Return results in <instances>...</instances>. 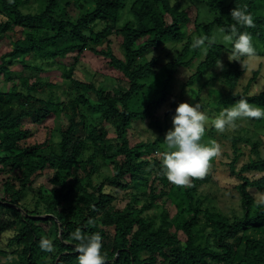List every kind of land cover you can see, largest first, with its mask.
Returning a JSON list of instances; mask_svg holds the SVG:
<instances>
[{
	"label": "trees",
	"instance_id": "1",
	"mask_svg": "<svg viewBox=\"0 0 264 264\" xmlns=\"http://www.w3.org/2000/svg\"><path fill=\"white\" fill-rule=\"evenodd\" d=\"M30 1L0 0V39L22 33L10 35L12 47L1 55L0 73L11 71L16 56L24 69L42 70L43 63L30 62L29 55L43 62L74 52V66L66 76L75 93L64 100L38 96L35 92L45 82L31 81L33 75L25 74L9 77V89L0 90V256L6 258L1 264H78L76 242H64L77 228L100 233L109 264H264V206L255 202L256 194L264 193L261 139L228 138L233 150L226 165L239 196L231 213L206 202L212 198L202 186L214 183L213 165L203 178L193 179L191 187H181L166 179L156 154L170 129L167 115L177 103L173 101L163 117L157 112L167 102L181 66L199 60L182 91L209 68L212 76L203 86L220 76L225 87L218 102L224 108L241 96L264 108V85L249 93L261 67L252 70L238 91L247 67L228 61L223 71L213 72L218 59L230 54V43L216 41L207 55L191 47L194 37H214L215 27L227 29L235 23L230 13L236 7L252 14L255 27L240 30L251 33L261 55L264 0H38L40 10L24 12ZM201 6L213 14L210 20H200ZM192 23L194 31L188 34ZM113 35L121 40L122 57L108 38ZM105 41L106 46L98 48ZM179 42L178 55L162 61L165 52L157 50ZM88 49L108 58L126 87L76 78L75 64ZM150 93L145 108L134 106V97ZM84 107L100 110L101 122L90 121ZM63 113L69 117L66 123L45 125L44 140L29 142L35 130L24 126L25 119L41 126ZM146 119L159 133L153 140L135 138L136 123ZM102 123L112 126L114 137ZM249 143L248 158L239 166ZM105 164L111 169L103 174ZM89 219L95 224H88ZM42 237L53 241L54 252L40 249Z\"/></svg>",
	"mask_w": 264,
	"mask_h": 264
},
{
	"label": "rangeland",
	"instance_id": "2",
	"mask_svg": "<svg viewBox=\"0 0 264 264\" xmlns=\"http://www.w3.org/2000/svg\"><path fill=\"white\" fill-rule=\"evenodd\" d=\"M41 5L38 0H31L26 6L23 7L24 12H36L40 10ZM201 13H200V20L201 21H207L210 20L211 17H213V14L207 10L205 7H200ZM195 11H191V15L194 16ZM129 16V14L127 15ZM126 18L124 17V20ZM195 25L192 23V25L188 28V34L194 31ZM219 27H215L214 29V37L216 38V41L223 42L226 45L229 44V42H226L223 40L224 33H221L219 31ZM15 35L17 37L21 36L22 33L20 30L18 32H13L9 34H5L0 39V60L1 55L5 52H8L12 47V36ZM109 40L111 41V44L113 46L114 52L119 55L123 56L124 52L121 47L120 39L116 37L115 35L109 36ZM183 42H179L177 45L173 46L172 48H164L162 50H157V53L160 54L161 51H164V56L162 55V61L165 62L176 57L181 50ZM107 44V41L104 43L97 44L98 48L105 47ZM262 47V46H261ZM75 55L76 53H69L67 55H62L58 57L56 60L51 59L50 61L44 60L43 62L34 59L33 56L29 55V61L41 64L43 63V69L42 70H35V69H24L23 65L18 61L20 59V56H16L14 64L11 66V71L8 74L0 73V90H8L11 86V81L9 77H19L23 74L25 75H33L30 80L34 81L38 78H41L45 83L42 86L38 87L37 92H35L38 96L48 97L52 95L54 99H60L64 100L70 93H75V86L71 79L66 76V70L70 66H74L75 62ZM189 58V56H187ZM224 64L229 61L228 60V53H224L222 60ZM248 67L247 70L244 73V76L240 78L239 84L236 87V90L241 91L245 88L246 84L248 83L250 77L252 76V70L256 69L258 67H261V73L257 78V81L253 82L249 93H257L262 90L264 85V48L262 47V53L261 55L253 58L250 61H247ZM262 63V65H261ZM199 65V60L194 61L190 66L185 67L181 66L180 70L176 73V77L174 79V82L171 86V94L168 97L167 102L163 103L160 109L157 113L160 114L161 117H163L164 112L168 109H170L172 106V102L175 101L177 103L176 107L181 102H187L191 105H195L197 103L201 104H207V105H201V111L205 112L209 117H214L217 115L222 109H224L223 105L219 104V99L223 93V87H225V84L221 81L220 76L219 79L215 80L214 82H211L209 84H206L203 86L205 80L208 76H212V70L207 69L206 73L203 76H199L198 80L191 85L186 86L184 89L185 91H182L183 84L188 79L190 75L196 72ZM242 67V66H241ZM216 73H220L221 70L214 68V71ZM75 77L82 80H90L95 82L96 84H105L109 85L115 88L119 87H126L127 82L122 77V74L112 68L108 64V58H105L104 56H101L99 54H95L91 50H86L78 59V62L75 64ZM203 86L202 90H200V87ZM147 94V93H146ZM153 94L150 93L146 97L136 96L133 99L134 106H140V108H145L147 105V100L149 98H152ZM157 98L158 96L155 95ZM94 100V97H91ZM255 105V104H253ZM258 106V105H255ZM176 107L167 115V119L170 124V129H172V118L175 115ZM260 107V106H259ZM263 108V107H261ZM84 112L87 113L90 116V121L98 123L101 122V112L100 110H87L86 107H84ZM55 119V120H54ZM69 117L63 113L58 114L56 117H52L48 122L45 121L44 124L41 126H37L35 123H33L30 119L24 120V126L25 127H33L35 130L33 137H31L29 140L30 143H34L35 141H43L46 135L48 134V131L46 130L45 125L55 123L57 120L61 121V123H66ZM238 127L235 130H226L225 133L220 134L218 133L214 127L211 126L210 122L208 125H206L205 134L202 137V143L208 144L210 141H216L221 146V152L220 155L217 157H214L211 161V166L213 165L214 168V183L212 184H206L203 185L202 188L205 189L206 193L212 198V201L206 200L207 203L214 204L218 209H222L228 213L232 212V207H238L239 203V196L238 192L233 188L232 185L235 183V177L232 176L226 165V159L230 158V155L227 156V153H231L233 150V146L231 145L229 141V136L232 135H240L243 137H249L251 140H259L263 142V144L260 145V148L264 152V118L262 119H243L238 120L237 122ZM101 125H107L109 130V137H114V130L111 125L109 124H101ZM136 135L135 138L141 139V140H153L155 136H157L159 133L155 131V129L151 125V121L149 119H146L144 121H138L136 123ZM165 136L163 137V140L161 142V146L159 151L156 152V154L163 151L162 147L166 146L164 145ZM245 143H242L241 145H244ZM248 146V147H246ZM244 148L245 155L241 157V159L238 162V165L244 163L245 160L248 158V151L251 146L249 143ZM226 154L224 155V153ZM111 169V166L108 164H105L102 166V173L106 174L109 173ZM39 182L41 180L39 179ZM219 185V186H218ZM224 186L230 188L224 190ZM120 197L124 199V191L120 190ZM125 201L120 200L119 205H124ZM2 212V210H1ZM6 258L4 256H0V264L5 261Z\"/></svg>",
	"mask_w": 264,
	"mask_h": 264
},
{
	"label": "clouds",
	"instance_id": "3",
	"mask_svg": "<svg viewBox=\"0 0 264 264\" xmlns=\"http://www.w3.org/2000/svg\"><path fill=\"white\" fill-rule=\"evenodd\" d=\"M230 15L235 23L227 29L221 27L219 31L224 33L223 40L231 44L228 60L239 62L242 68H245L248 67L247 61L257 57V53L251 33L240 29L255 27L254 18L246 9L236 7L231 10ZM215 43V37L202 35L193 38L191 47L200 49L202 54L207 55ZM215 67L224 70L220 59ZM200 109L199 103L194 106L187 102L178 104L172 118L173 127L166 132L163 141L166 150L157 154L166 179L176 186L191 187L192 180L203 178L211 166L212 159L220 155L221 146L216 141H210L208 144L201 142L209 122L218 133L223 134L226 130H235L238 120L264 118V108L253 105L244 96L214 117H209ZM255 202L258 206H264V193L256 194ZM88 224L94 225L95 221L89 219ZM71 241L76 242L74 249L79 254L78 264H109L107 254H102L103 243L99 232L87 234L77 228L64 242L67 244ZM39 247L44 252L55 251L53 241L45 237L40 239Z\"/></svg>",
	"mask_w": 264,
	"mask_h": 264
}]
</instances>
